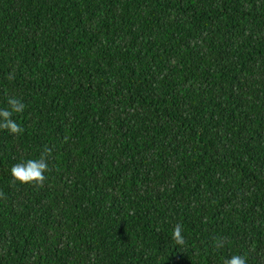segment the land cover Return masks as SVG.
I'll use <instances>...</instances> for the list:
<instances>
[{
    "label": "trees",
    "instance_id": "1",
    "mask_svg": "<svg viewBox=\"0 0 264 264\" xmlns=\"http://www.w3.org/2000/svg\"><path fill=\"white\" fill-rule=\"evenodd\" d=\"M9 96L0 264H264V0H0Z\"/></svg>",
    "mask_w": 264,
    "mask_h": 264
},
{
    "label": "clouds",
    "instance_id": "2",
    "mask_svg": "<svg viewBox=\"0 0 264 264\" xmlns=\"http://www.w3.org/2000/svg\"><path fill=\"white\" fill-rule=\"evenodd\" d=\"M25 105L15 96L7 98V106L0 107V129H6L12 134H21L23 128L13 119L14 115L24 111ZM48 150H45V153ZM48 169V161L45 154H41L39 158H28L17 162L11 167V177L14 182L36 183L42 184L46 176L44 173ZM183 225L177 224L172 231V239L177 245L184 244L182 235ZM216 247L221 249L224 247V241L218 240ZM224 264H246V257L242 255H232L224 260Z\"/></svg>",
    "mask_w": 264,
    "mask_h": 264
}]
</instances>
